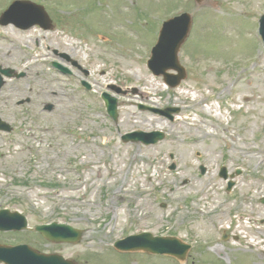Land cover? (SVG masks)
<instances>
[{
  "label": "rangeland",
  "instance_id": "374dc122",
  "mask_svg": "<svg viewBox=\"0 0 264 264\" xmlns=\"http://www.w3.org/2000/svg\"><path fill=\"white\" fill-rule=\"evenodd\" d=\"M13 1L0 0V14ZM29 1L44 7L53 28L21 35L0 27V67L24 73L4 78L0 95L13 82L33 92L54 88L71 100L63 113L55 95L0 104V119L12 128L0 132V209L19 211L30 227L63 223L83 236L51 243L27 230L0 233V243L22 242L75 264H264V49L255 36L264 0ZM180 12L192 20L178 53L186 78L169 89L146 62L161 23ZM17 34L15 47L8 41ZM103 92L117 100L116 123ZM140 104L181 109L169 122ZM157 130L165 138L155 145L121 140ZM222 166L241 172L229 192ZM141 232L175 235L192 248L179 262L113 248Z\"/></svg>",
  "mask_w": 264,
  "mask_h": 264
},
{
  "label": "water",
  "instance_id": "95a60500",
  "mask_svg": "<svg viewBox=\"0 0 264 264\" xmlns=\"http://www.w3.org/2000/svg\"><path fill=\"white\" fill-rule=\"evenodd\" d=\"M200 1V0H197ZM39 21V20H38ZM42 24V23H40ZM43 25V24H42ZM190 27V18L188 15H183L181 18L173 20V22L165 23L160 35L159 42L154 49V57L150 62L151 67L157 66L166 55L171 59L169 68L178 70L180 75L176 78L171 86H176L181 79L185 77L184 72L178 66L176 53L186 38ZM158 74V73H156ZM167 81V79H166ZM168 82V81H167ZM108 110L113 118L116 117L115 101L110 100L107 96L104 97ZM160 139V138H159ZM158 140V139H157ZM156 139L153 142L157 141ZM19 217L16 214L9 215L7 212H0V229H22L20 224L12 225L9 218ZM20 218V217H19ZM36 231L49 241L55 243L61 242H77L80 238V232L74 231L69 227L52 224L50 226H40ZM118 250H133L144 249L151 253H176L179 259L184 258V253L187 250L186 246H180L179 242L174 239H151L150 236L142 235L138 237H130L124 241L115 243ZM74 264L71 261H66L57 255H41L27 246H18L14 248L0 246V264Z\"/></svg>",
  "mask_w": 264,
  "mask_h": 264
},
{
  "label": "bare ground",
  "instance_id": "6f19581e",
  "mask_svg": "<svg viewBox=\"0 0 264 264\" xmlns=\"http://www.w3.org/2000/svg\"><path fill=\"white\" fill-rule=\"evenodd\" d=\"M4 87H5V89H4L5 94H2V96L0 95V104L1 105H3V104L12 105L16 100H19L23 97H25V98L31 97L32 94H34V93H37V95H41L40 102L41 101L49 102V100L52 98V95H55V99H57V101L55 102L56 103L55 108L58 112L63 113V110L65 108L66 103L71 100L67 96L68 94H66L64 92L53 90L54 88H49V87H48L47 91H45L47 89V88H45V89H39V90L34 91V92L32 91V89L22 88L21 85L14 84L13 82L7 83L6 86H4ZM246 100H248V97H246ZM261 245H262L261 250L264 251V247H263L264 243H262ZM250 247H251V245H250ZM216 250H217V248L213 249L214 252Z\"/></svg>",
  "mask_w": 264,
  "mask_h": 264
}]
</instances>
